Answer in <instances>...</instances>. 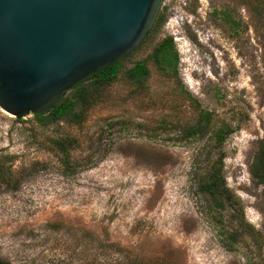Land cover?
<instances>
[{
	"label": "rangeland",
	"instance_id": "obj_1",
	"mask_svg": "<svg viewBox=\"0 0 264 264\" xmlns=\"http://www.w3.org/2000/svg\"><path fill=\"white\" fill-rule=\"evenodd\" d=\"M159 15L112 84H84L90 104L78 118L44 128L0 110V165L20 181L0 192V260L126 264V254L141 264H264L262 188L249 175L264 145V0H165ZM169 37L176 72L151 59ZM139 61L148 70L141 83L127 75ZM203 111L214 128L233 130L220 149L209 134L181 138ZM220 154L252 228L234 252L217 242L196 181ZM221 213L227 220L231 211ZM80 230L97 240L81 241Z\"/></svg>",
	"mask_w": 264,
	"mask_h": 264
},
{
	"label": "water",
	"instance_id": "obj_2",
	"mask_svg": "<svg viewBox=\"0 0 264 264\" xmlns=\"http://www.w3.org/2000/svg\"><path fill=\"white\" fill-rule=\"evenodd\" d=\"M165 0H0V110L47 111L135 51Z\"/></svg>",
	"mask_w": 264,
	"mask_h": 264
},
{
	"label": "trees",
	"instance_id": "obj_3",
	"mask_svg": "<svg viewBox=\"0 0 264 264\" xmlns=\"http://www.w3.org/2000/svg\"><path fill=\"white\" fill-rule=\"evenodd\" d=\"M161 22L162 19L160 15H158L153 27L147 33L146 37L154 32L158 26H160ZM127 56L128 55L114 61L106 68L91 74L86 79L75 84L69 90L71 93L68 96H65L67 92L62 94L59 101L52 105L47 111L32 115L35 122L41 127L46 128L52 125H58L62 121H66L70 116L75 119L78 118L90 104L91 95L87 92L88 90L85 88L84 84L87 82L93 87L98 88L112 84L120 73L119 61ZM151 59L154 63L159 65L160 70L166 71L169 69L170 71L176 72L177 54L174 51V44L170 37L162 40L161 43L154 48ZM127 75L129 79L141 83L148 76L145 61L134 63ZM16 119L18 121L22 120L21 117H17ZM181 133V138L185 139L204 137L205 134H209L208 142L215 148L220 149L227 138L233 133V130L227 125H223L221 128H214L210 114L203 111L200 112L199 118L196 120L195 124L187 127L185 130H181ZM52 142H54V145L61 151L65 150L61 140H54ZM222 161L223 156L220 154L215 161L206 165L204 172L199 173L196 171V181L198 183V194L204 200L205 219H207L210 226L215 230L217 242L225 251L234 252L237 250V244L245 235H252V228L244 221L243 209L240 202L226 186L222 174ZM38 164L39 163H34L35 166ZM65 165L66 170L70 169L68 162H66ZM249 175L255 185L262 188L261 196L263 206L261 212L264 216V145L262 143L256 148L249 167ZM19 183V178L13 179L12 171L9 167L0 165V192L15 191ZM227 209L231 211V214L226 220L221 212ZM47 227L51 230L60 228L59 225L54 224H47ZM80 232L86 235L82 237L81 241H85L88 235L94 236L85 230H80ZM96 240L97 238L94 236L92 241L94 242ZM103 242L102 240L99 241V245L97 246L98 249L102 248ZM106 247L108 249H114V253L121 254L122 252H126L125 249H122L116 243H108ZM121 260L126 261V264H141L140 260L131 258L126 254H123ZM0 264L11 263L0 260Z\"/></svg>",
	"mask_w": 264,
	"mask_h": 264
}]
</instances>
